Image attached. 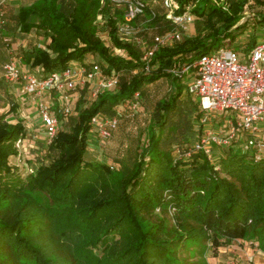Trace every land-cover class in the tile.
Instances as JSON below:
<instances>
[{
	"label": "trees",
	"instance_id": "1",
	"mask_svg": "<svg viewBox=\"0 0 264 264\" xmlns=\"http://www.w3.org/2000/svg\"><path fill=\"white\" fill-rule=\"evenodd\" d=\"M175 1V14L189 9L194 16L193 31L173 46L159 47L148 71L141 49L118 38L123 8L110 0H35L16 14L0 5V35L13 38L32 28L43 36V43L19 55L22 63L38 67L40 78L73 61L87 67L98 62L105 73H120L116 87L88 103L82 90L52 142L37 145L3 77L8 44L5 53L0 50V87L9 99L0 104V264H205L189 245L216 256L235 239L255 241L264 251V160H253L238 146L214 149L215 161L199 151L185 157L184 149L198 136L200 112L185 75L169 71L233 42L252 48L256 28L242 37L249 24L239 21L250 1L262 0ZM144 3L133 21L138 36L150 43L178 29L165 17L163 0ZM98 16L122 53H111L97 35ZM257 19L264 25V15ZM135 102L139 110L132 112ZM54 108L61 123L57 103ZM96 114L116 119L106 140L90 132ZM19 140L29 154L24 175L10 163L19 154ZM91 144L99 145L104 159H87ZM157 208L170 211L173 223L152 217Z\"/></svg>",
	"mask_w": 264,
	"mask_h": 264
},
{
	"label": "built area",
	"instance_id": "2",
	"mask_svg": "<svg viewBox=\"0 0 264 264\" xmlns=\"http://www.w3.org/2000/svg\"><path fill=\"white\" fill-rule=\"evenodd\" d=\"M123 3V15L117 25V36L141 49V60L148 71V62L159 47L173 46L182 35L190 31L194 16L187 9L175 14L178 5L175 0H163L167 8L166 18L178 29L156 35L149 42L138 36L137 28L131 22L145 9L144 0H110ZM2 2H0V5ZM123 52V50H122ZM2 65L4 79L18 85L19 96H26L36 105L37 116L43 128V144L49 145L59 128V118L67 119L74 110L79 92L86 90L85 100H93L105 90L118 84L120 73H105L101 64L70 62L62 72L40 78L38 70L21 68V57L13 55ZM195 69L192 80L187 83V93L196 101L200 117L196 124L199 131L192 144L184 149V156L203 152L208 159L215 161L214 149L238 146L241 151L255 161L264 160V38L257 40L249 50L240 51L223 46L213 52L200 55L192 64L170 69L175 75H185ZM55 94L56 100L51 99ZM137 97V94H135ZM132 112L139 110L138 102L131 105ZM234 115L233 118H228ZM91 132L99 140L111 136L115 118H104L99 114L91 118ZM23 144L21 140L17 142ZM180 154L179 150H176ZM29 157V154L28 156Z\"/></svg>",
	"mask_w": 264,
	"mask_h": 264
},
{
	"label": "rangeland",
	"instance_id": "3",
	"mask_svg": "<svg viewBox=\"0 0 264 264\" xmlns=\"http://www.w3.org/2000/svg\"><path fill=\"white\" fill-rule=\"evenodd\" d=\"M113 4L117 8H122L123 7V3L113 2ZM258 15H264V0H262V4H258V3H255L254 1H250L246 5L245 11H244V14H243V18L239 21V23H242V22L246 21V23L249 24V27L247 29V33L243 34L242 37H245L246 35L253 33V28L255 27L256 28V31H255L256 34L255 35H256L257 40L264 38V25L258 24V22H257ZM120 22H121V20L118 21L117 25ZM133 23L134 22H131V25L134 26V28H136L137 26L135 27V25ZM95 25H96V28H97V35L102 39V41L105 43V45L107 47H109L111 53H113V54L122 53V49H120L118 47H115V46H112L111 41L109 39L108 31H107V28H106L105 19L102 16H98L96 18ZM193 27L194 26H192L190 28V32L193 31ZM31 29L28 28V29L24 30V32H29ZM32 30H33L32 35H34V33H35L36 36H41L43 38V36L41 34L40 35L36 34V30L35 29H32ZM3 36L4 35H0V50H2L4 52L5 51V48H4L5 45L7 47V44H8L7 48H9L10 45H12V43H14V39L11 37V35H5L4 37H5L6 40H3V38H2ZM240 40H241V38H240ZM3 41H5V42H3ZM237 41H239V40H237ZM43 42L44 41L42 40L41 43H43ZM217 46H218V44H216L214 48H217ZM230 48L235 49L237 51L241 50V47L237 46V42H233L232 45L230 46ZM10 49H13V48H10ZM211 51L213 52V51H215V49H212ZM16 52H17V50L13 51V55L19 56L20 53L17 54ZM0 55H1V52H0ZM194 73H195V70L194 69H190L189 72L187 74H185L184 81L186 83H189L192 80V77H193ZM0 79H2L1 78V68H0ZM9 86H10V84H9ZM18 94H19V91H18ZM20 96L18 97V95H17L16 97L19 99V102H20L21 115L26 117L27 124L34 123L35 121L38 122L39 120H38L37 114H35L33 112V110L30 109L31 108L30 106L34 105L33 102L30 99H28V97H25V96H22V95H20ZM51 99L52 100H54V99L56 100L55 94L51 95ZM3 102L7 103V102H9V99H7V96H6L5 92H4V90L0 87V104L3 103ZM8 109H9V105H7L5 107V110H8ZM197 110H199V109H197ZM233 117H234V115H230L228 118H233ZM8 119L9 120H14V115L12 114V112H10V114L8 116ZM67 120H68V118L63 120L61 123L59 122V126L61 127V126L65 125L66 124L65 121H67ZM29 127H32V126H29ZM32 130H33L32 133L28 132L29 137H31V138L34 137L35 138V139L32 138L34 140H32L31 142L35 143L37 145H39L40 143H43V142H41V141H43V135H44V133H43L44 131H43L42 126L41 125H35V126L32 127ZM132 131H134V128H133ZM106 143H109L108 145L113 144V139L112 140L111 139L107 140ZM23 145L26 146V144H19V147H18L19 154L16 155V156L11 157V162H10L15 167H18V169H20L21 171L22 170L24 171V172L22 171V173H23L22 175L26 174V171L28 170L27 168L29 166L28 162L24 163V158L27 157L28 154L26 152L27 149L23 148ZM91 149H92V152L90 154H88V156H87L88 160H90L91 162L92 161L96 162V161H99L101 159H104V157L102 156L103 153H102L101 149H99V145L97 146V144H91ZM35 196L42 203H44L45 205H49V200H48V198L45 195L36 192ZM162 216H164L166 218L168 223H170V224L173 223L172 214H171L170 211H167L166 213H164V212L160 211L157 208L153 212V216L152 217H162ZM189 249H190L192 254L194 253L195 256L198 259H201L202 261H204L205 264H206L208 259L213 257V254H212L211 250H208V249L204 250V249H200V248H198L196 246H190V245H189ZM94 251H95V253H98V250H94ZM185 255H188V254L186 253Z\"/></svg>",
	"mask_w": 264,
	"mask_h": 264
},
{
	"label": "crops",
	"instance_id": "4",
	"mask_svg": "<svg viewBox=\"0 0 264 264\" xmlns=\"http://www.w3.org/2000/svg\"><path fill=\"white\" fill-rule=\"evenodd\" d=\"M35 0H0L2 5H4L8 10L12 13L16 14L19 8L30 6ZM33 30L31 29L29 32H17L15 33L14 43L10 45L11 51L17 50V54L21 52V49H26L30 44H39L42 42L43 38L41 36H36L35 33L32 35ZM37 34V33H36ZM38 41V42H37ZM21 68L24 70H37L38 67H31L29 64H24L21 62ZM38 73V71H37ZM9 90L15 96L18 95L19 87L18 85L10 84ZM79 92V96H81V91ZM21 97V96H20ZM26 97V96H25ZM22 98V97H21ZM35 114L36 105L30 106ZM39 120V118H38ZM35 125H40V120L38 122L28 124L29 130H32V127ZM32 126V127H29ZM29 136V135H28ZM206 264H264V251H262L257 242L243 240V239H235L232 240L226 246L221 247L218 250L216 256L211 257L207 260Z\"/></svg>",
	"mask_w": 264,
	"mask_h": 264
}]
</instances>
